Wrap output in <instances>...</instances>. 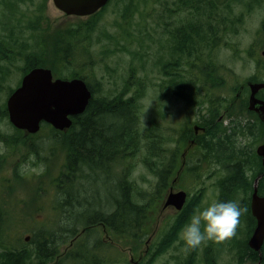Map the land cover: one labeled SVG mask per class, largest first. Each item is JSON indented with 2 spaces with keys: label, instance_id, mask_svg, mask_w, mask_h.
Listing matches in <instances>:
<instances>
[{
  "label": "rangeland",
  "instance_id": "rangeland-1",
  "mask_svg": "<svg viewBox=\"0 0 264 264\" xmlns=\"http://www.w3.org/2000/svg\"><path fill=\"white\" fill-rule=\"evenodd\" d=\"M233 1L230 2L232 10L226 11L228 24H235L233 27L230 26L231 32L226 31L222 35L219 45H204L205 48L200 46L198 53L189 57L175 50L176 44L171 43L173 38L171 33L177 32L185 22H192L196 29L201 31L203 28L208 30V27L203 26L202 14L198 15L194 12L190 15L175 9H173L175 12L170 11L169 7L172 6L170 3L166 5L156 0H111L97 15L77 17L66 15L54 5L53 0H27L19 8V20L11 23L19 27L17 31L19 40L17 43L14 42L17 50H22L23 54L13 61L0 62V65L10 69V75L7 81H4V87L0 91V107L7 104L11 94L8 89L14 90L20 85L27 62L26 56L35 41L39 40V35L35 34L34 38V31L28 28L32 22L35 23L34 27L38 29L41 37V45L47 52L48 60L45 65L53 70L55 77L72 78L69 75L73 71L82 72L80 76L85 77L98 100L114 99L121 94H123L122 97L129 98L139 92V85L134 84L135 80L142 82L140 86L143 91L140 100L141 123L144 128H156L159 136L169 140L163 155L165 161L169 162L172 153L181 157L182 153L188 152L190 136H187V140L182 136L188 135L186 131L191 129L194 131L195 125L203 126L206 122L212 121L215 115L212 116L211 111L214 108L217 111L215 107L217 105L220 111L216 114V119L229 109L227 120L222 125L229 128L228 133L238 142L236 145L239 147L243 145L242 147L247 148V151L253 149L256 151L264 143V137L256 142L255 139L241 136L243 133H235L232 127H235V123H238L240 127V125L248 124L252 126L255 123L257 125L260 121L254 112L252 114L250 111L251 115L247 109L248 95H243L242 101L237 103L234 100L240 86L258 73V65L263 64L264 67L262 54L264 52V0H242L241 3ZM39 16H43V19H40L38 25L35 21ZM86 24L95 26L90 39L84 40L83 45H80V42L77 43L79 46L76 47L73 57H70V62L64 61L60 55L58 57L59 39L73 28L83 27ZM199 25H202V28H197ZM213 30L215 31V26ZM38 43L37 48H39ZM203 57L206 60L210 58L211 60L208 61L220 66L216 73L212 68L211 91L203 87V91L206 94L210 93L213 97L211 102L205 100L203 93L195 96L198 104L195 106L189 105L188 101L178 96L167 97L163 94V86L167 84L168 78L162 72V65L176 59L179 66L190 72L192 67L199 68L202 65ZM131 73L134 74V78L133 76L131 78ZM260 74L264 82V70ZM215 76L217 88L213 85ZM0 132L8 136H18L17 145L13 150H10L0 139V155H6L5 163L0 166V207L4 214L0 231L3 230L4 235L0 234L2 237H7L6 239L13 246L20 247L23 243L29 244L34 232L39 231L45 222L58 221V214L54 210L57 205L55 189L54 186L51 187V183L63 168L65 154L61 149L49 148L52 142H50L47 128L37 135L31 136L25 133L18 135L8 117L0 119ZM260 135H263V132H260ZM189 155L187 167L182 168L183 161L179 160V173L168 181L172 185L176 179L173 185L174 192L186 191L189 194L188 202L196 196L201 197L196 210L211 200H218V182L225 176L226 170L224 167L215 166V159L198 146ZM143 157L140 154L138 158L132 159L131 162L136 165L132 172V179L151 200H154L160 177L158 172L148 168L142 162ZM99 185L102 186V182ZM40 186L45 189L44 192L42 191V198L37 196V189ZM106 187L109 190L106 191V196L111 200L110 194L114 193L115 186L110 183ZM169 188L161 192L162 199L158 200L152 208L148 223L151 235L143 244L137 246L139 248L132 247L130 244L124 246L125 243L121 237H117L102 226L98 227L100 240L113 246L111 247L113 249H110L108 245H104L99 253L107 264H149V261L151 264H185L192 253L195 256L193 264H208V260L212 264L257 263L252 262L249 256L241 263L235 249L236 243L238 244L245 236L244 222H240L237 226L235 236L219 242L207 241L193 250L185 248L179 234L178 239L168 250L156 255L154 252L165 236L167 225H170L178 213L174 206L167 208L163 206L170 192ZM242 197L240 195V198ZM109 206L107 209L110 211ZM28 236L30 239L26 241ZM70 241L61 245L63 253L71 250ZM66 264L73 263L67 261Z\"/></svg>",
  "mask_w": 264,
  "mask_h": 264
},
{
  "label": "trees",
  "instance_id": "trees-1",
  "mask_svg": "<svg viewBox=\"0 0 264 264\" xmlns=\"http://www.w3.org/2000/svg\"><path fill=\"white\" fill-rule=\"evenodd\" d=\"M156 1L163 2L166 5L170 3L173 8L172 6H166L170 8V11L175 12L177 10L190 15L196 12L198 15H203V26L208 27V30L203 28V31H201L196 29L192 22H185L182 23L177 32L171 33L174 38L171 39V43L176 44L175 50L189 57L196 55L200 50V46L205 48L204 45H219L221 41L219 39L222 35L226 31L227 33L231 32V27L235 26L234 23L229 25L226 21V11L232 10V3L230 2L233 0ZM241 1L234 0L233 2L241 3ZM26 2L27 0H0V62L3 60L13 61L23 54V51L17 50L15 46L19 27L11 23L19 20V8ZM40 19H43V16H39L35 21L38 25ZM34 26L35 23L31 22L28 28L34 31V38L35 34L39 35V40L35 41L31 51L29 50L30 52L26 56L27 62L23 69L24 75L35 67H46L45 62L48 60L47 52L41 45L39 31ZM213 26H215V31ZM94 27V25L86 24L83 27L73 28L66 33L64 37L59 39L57 44L59 45L57 56H61L64 61L68 60L70 62L69 59L73 57L76 47L79 44L83 45L84 40L90 39ZM197 28H202V25ZM37 42H39V48H37ZM208 60L211 59L206 60L203 57L202 65L199 68L192 67L190 72L179 66L176 59L162 65V72L168 78L166 84L168 87L163 86V94L167 97L178 96L188 101L189 105L195 106L197 104L195 96L203 93L202 96L205 100L211 102L213 97L210 93L206 94L203 87L205 86L207 90L211 91L212 68L215 69L216 73L220 66ZM262 65H258V73L249 80L262 82L260 74L264 70ZM193 68L197 69V72ZM132 73L131 78L134 75ZM81 74L82 72L73 71L69 76L85 79V77L80 76ZM9 75V67L0 65V91ZM135 82L134 84L139 85V92L129 98L122 97L123 94H121L114 99L104 98L98 100L93 96L86 111L75 118L72 127L66 132L58 131L51 125L43 126V129L47 128L49 131L50 142H52V147H48L51 150L58 147L65 154L63 168L57 179H53L54 182L51 183V187L54 186L55 189L57 205L54 210L58 214V221L45 222L39 231L34 232L30 243H23L20 247L13 246L11 242L0 235V264H66L67 261H71L73 264H107V261L101 258L99 253L104 245H108L110 249H113L111 248L113 246L104 244L99 240L100 238H97L98 227L100 226L107 231H111L117 237H121L123 243H125L124 246L130 244L132 247L139 248L137 246L143 244L150 237L148 223L151 219V210L157 201L162 199L161 192L170 186L168 180L180 171L179 159H177L180 157L172 153L173 158L171 157L169 162L168 160L165 161L163 155L166 152L165 147L168 146L169 140L159 136L156 128L143 127L141 123L142 106H140L143 95L140 87L142 82L139 80H135ZM213 85L215 88L218 87L216 86V76ZM12 91V88L8 89L9 93ZM92 91L94 94V90ZM260 95L264 98V90L261 91ZM218 111H220L218 108L217 111H215V108L212 109L211 115H215V118L210 121L212 126L206 127V124L203 125L206 127L204 133L196 136L191 129L186 131L188 134L186 137H182L187 139V136H190L189 140L196 141L198 147L209 153L212 158L219 162V165L225 166L226 174L218 182V200L232 199L238 201L242 207H246L247 211L240 217V222L246 224L245 236L242 241L236 243L235 249L241 263L244 262L247 256L250 257L252 262H258L259 253L250 249L248 240L256 226V219L251 212L252 191H254L255 180L264 174V166L254 149L247 151V148L236 145L237 140L228 133L229 128H223L220 124L217 126L218 128L216 127L217 129L215 128ZM4 118H8L5 105L0 107V119ZM235 124L232 130L235 133H243L241 135L243 137H250L255 139L256 142L259 141V138L264 137V123L261 121L252 126L248 124V126L240 125L239 127L238 123ZM260 132H263V135H260ZM16 133L20 135L23 132L16 130ZM0 139L10 150H13L17 145L18 136H8L0 132ZM53 145L57 146L54 147ZM140 154L144 156L142 162L148 168L158 172L157 174L160 177L159 192L157 191L154 200H151L148 194L142 191L136 181L132 179V172L136 165L131 161L138 158ZM5 160L6 155H0V166L5 163ZM105 174L106 176H104ZM194 175L196 174L194 173ZM101 182L102 186L99 185ZM110 183L115 186L114 193L110 194L112 196L111 200L106 196V191H109L106 185ZM258 188L260 194L264 195V177L260 180ZM42 191L44 192L45 189L41 186L38 187V198L43 197ZM240 195L243 197L240 198ZM196 197L195 200H190L180 214L172 220L164 238L156 247L157 249L154 252L156 255L168 250L178 239L181 229L200 203L201 197ZM108 205L111 207L110 211L107 209ZM1 209L0 207V229L4 215ZM0 233L2 234L3 230ZM80 233L84 235L79 237ZM69 240H71L72 248L67 253H63L61 245L67 244ZM194 257V253H192L185 264H193ZM207 263L212 264L210 260ZM262 263L264 264V247L262 249ZM149 264H151V261H149Z\"/></svg>",
  "mask_w": 264,
  "mask_h": 264
},
{
  "label": "water",
  "instance_id": "water-1",
  "mask_svg": "<svg viewBox=\"0 0 264 264\" xmlns=\"http://www.w3.org/2000/svg\"><path fill=\"white\" fill-rule=\"evenodd\" d=\"M109 1L53 0V3L68 16L88 17L104 8ZM262 54L264 56V52ZM245 87L251 90L249 110L255 111L264 122V100L257 97V94L264 89V83L247 81L240 87L239 95ZM92 97L93 92L84 79H55L51 69L36 67L23 76L21 84L9 95L6 106L11 124L25 132V135L39 133L44 123L66 132L72 127L73 118L86 111ZM199 129L200 127H195L196 132ZM257 154L263 159L264 165V144L257 148ZM262 177L264 174L258 177L254 184L251 212L256 219V226L248 241L249 247L259 253L257 264H262L264 246V196H260L258 188ZM187 197L188 194L185 191L171 190L164 208L174 206L181 211ZM29 239L30 237H27L26 241Z\"/></svg>",
  "mask_w": 264,
  "mask_h": 264
},
{
  "label": "clouds",
  "instance_id": "clouds-1",
  "mask_svg": "<svg viewBox=\"0 0 264 264\" xmlns=\"http://www.w3.org/2000/svg\"><path fill=\"white\" fill-rule=\"evenodd\" d=\"M246 207L232 199L211 200L197 208L185 223L180 238L186 249H195L207 241H224L235 236Z\"/></svg>",
  "mask_w": 264,
  "mask_h": 264
},
{
  "label": "flooded vegetation",
  "instance_id": "flooded-vegetation-1",
  "mask_svg": "<svg viewBox=\"0 0 264 264\" xmlns=\"http://www.w3.org/2000/svg\"><path fill=\"white\" fill-rule=\"evenodd\" d=\"M250 93H251V91H250V89H249V87H245L242 91H241V93H240V95H239V93H238V95L236 96V99L234 100V101H236V103L238 102V101H242V96L243 95H248V98H246L247 100H246V105H247V109H248V111H249V113H250V110H249V100H250ZM257 97L259 98V99H262V100H264V98H261V95H260V92L257 94ZM244 101V100H243ZM218 103V102H217ZM216 107V109L218 108V105L217 106H215ZM223 108H224V106H223ZM229 111V109H227V111L226 112H224L222 115H220L219 116V118L217 119V122H215V126L217 127L219 124L222 126V127H224L223 125H222V123H224L225 122V120H227V112ZM251 114V113H250ZM255 114V116L257 115L256 113H254ZM252 115V114H251ZM258 116V115H257ZM206 125V127L207 126H212L211 125V123L210 122H207V123H205ZM229 124V123H228ZM200 127V129H199V131L198 132H196V130H195V128H194V134L196 135V136H198L201 132H205V127L204 126H199ZM215 127V128H216ZM224 128H226V126L224 127ZM191 140V141H190ZM189 140V142H188V146H189V150H188V152H186V153H182V155H181V157L179 158V160H181L182 159V161H183V163L185 164L184 165V168H186L187 167V164H188V158H189V154H190V152H192L193 151V149L196 147V141H194L193 139H190ZM259 157V156H258ZM192 158V157H191ZM260 159H261V163H262V165H263V159L261 158V157H259ZM198 160V159H197ZM217 160L215 159V166H217V167H224L225 168V166L224 165H219V162H217ZM264 166V165H263ZM170 188V190H173V188H171V186H169ZM253 194V193H252ZM188 204V200H187V203L185 204V206ZM164 205V204H163ZM185 206H184V208H185ZM183 208V209H184ZM163 210H164V208H163ZM165 211V210H164ZM163 211V212H164ZM182 211V210H181ZM180 211V212H181ZM180 212H178L176 215H175V217L173 218V219H175L179 214H180ZM172 219V220H173ZM172 222V221H171ZM171 222H170V224H171ZM169 226L167 225V228H168Z\"/></svg>",
  "mask_w": 264,
  "mask_h": 264
},
{
  "label": "bare ground",
  "instance_id": "bare-ground-1",
  "mask_svg": "<svg viewBox=\"0 0 264 264\" xmlns=\"http://www.w3.org/2000/svg\"><path fill=\"white\" fill-rule=\"evenodd\" d=\"M259 34H260V33H259ZM10 37H11V36H10ZM11 38H12V37H11ZM8 39H9V38H8ZM12 39H13V38H12ZM10 40H11V39H10ZM17 40H18V39H17ZM17 40H16V41H17ZM11 42H12V41H11ZM8 43H9V42H8ZM20 43H21V42H19V44H20ZM260 43H261V42H260ZM24 44H25V43H24ZM261 44H262V43H261ZM263 44H264V43H263ZM263 44H262V45H263ZM21 45H22V44H21ZM25 45H26V44H25ZM25 45H24V46H25ZM8 46H9V45H8ZM17 46H18V45H17ZM10 47H11V45H10ZM27 47H28V46H27ZM13 48H14V47H13ZM2 50H3V49H2ZM3 53H4V51H3ZM64 53H65V52H64ZM261 59H262V58H261ZM6 62H7V61H6ZM86 62H87V61H86ZM9 63H10V62H9ZM93 63H94V62H93ZM83 64H84V63H83ZM85 64H86V63H85ZM85 66H87V65H85ZM82 67H83V66H82ZM90 68H91V67H90ZM20 73H21V72H20ZM23 75H24V74H23ZM259 83H264V82H259ZM92 84H93V83H92ZM249 89H250V88H249ZM262 90H264V89H262ZM262 90H261V91H262ZM136 91H137V90H136ZM250 91H251V90H250ZM214 98H215V97H214ZM261 98H262V97H261ZM101 100H102V99H101ZM103 101H104V100H103ZM214 101H215V100H214ZM97 107H98V106H97ZM118 107H119V106H118ZM251 112L256 113L255 111H252V110H251ZM251 112H250V113H251ZM256 114H257V113H256ZM257 115H258V114H257ZM77 117H78V116H77ZM258 117H259V115H258ZM75 118H76V117H75ZM75 118H73V120H75ZM259 119H260V118H259ZM260 121L262 122L261 119H260ZM251 124H252V123H251ZM255 124H256V123H255ZM255 124H253V125H255ZM44 125H50V124L44 123L43 126H44ZM51 126H52V125H51ZM247 126H248V125H247ZM52 127H53V126H52ZM158 127H159V126H158ZM215 127H216V126H215ZM256 127H257V126H256ZM53 128H54V127H53ZM205 128H206V127H205ZM217 128H218V127H217ZM217 128H216V129H217ZM223 128H224V127H223ZM54 129H55V128H54ZM56 130H57V129H56ZM208 130H209V129H208ZM253 130H254V129H253ZM58 131H59V130H58ZM210 131H211V130H210ZM61 132H64V131H61ZM225 133H226V132H225ZM251 134H252V133H251ZM220 137H221V136H220ZM182 138H183V137H182ZM186 140H187V139H186ZM252 140H253V139H252ZM210 141H211V140H210ZM207 143H208V142H207ZM237 143H238V142H237ZM263 144H264V143H263ZM206 145H207V144H206ZM240 146H241V145H240ZM242 146H243V145H242ZM196 147H197V146H196ZM209 147H210V146H209ZM56 149H58V148H56ZM176 149H177V148H176ZM238 149H239V148H238ZM163 150H164V149H163ZM248 151H249V150H248ZM144 152H145V151H144ZM179 154H180V153H179ZM254 154H255V153H254ZM173 155H174V154H173ZM238 155H239V154H238ZM252 155H253V154H252ZM123 156H124V155H123ZM179 156H180V155H179ZM179 156H178V157H179ZM194 156H195V155H194ZM214 156H215V155H214ZM140 157H141V156H140ZM172 158H173V157H172ZM177 159H179V158H177ZM199 159H200V158H199ZM64 161H65V160H64ZM176 161H177V160H176ZM199 161H200V160H199ZM256 162H257V161H256ZM216 163H217V162H216ZM176 164H177V163H176ZM178 164H179V163H178ZM187 165H188V164H187ZM259 165H260V164H259ZM179 166H180V165H179ZM179 166H178V167H179ZM192 166H193V165H192ZM165 167H166V166H165ZM176 167H177V166H176ZM128 168H129V167H128ZM194 168H195V167H194ZM242 168H243V167H242ZM261 168H262V167H261ZM86 169H87V168H86ZM120 169H121V168H120ZM129 170H130V169H129ZM176 170H177V169H176ZM261 170H262V169H261ZM1 171H2V170H1ZM72 171H73V170H72ZM250 171H251V170H250ZM262 171H263V170H262ZM111 172H112V171H111ZM116 172H117V170H116ZM186 172H187V171H186ZM171 173H172V172H171ZM100 174H102V173L100 172ZM114 174H115V173H114ZM169 174H170V173H169ZM210 174H212V173H210ZM2 175H3V174H2ZM71 176H72V175H71ZM112 176H115V175H112ZM2 177H3V176H2ZM180 178H181V177H180ZM226 178H228V177H226ZM52 179H53V178H52ZM56 179H57V178H56ZM220 179H221V178H220ZM3 180H4V179H3ZM34 180H35V179H34ZM46 180H47V179H46ZM107 180H108V179H107ZM60 181H61V180H60ZM190 181H191V180H190ZM53 182H54V181H53ZM84 182H85V181H84ZM7 183H8V182H7ZM7 183H6V184H7ZM34 183H35V182H34ZM106 183H107V182H106ZM106 183H105V184H106ZM53 184H54V183H53ZM69 184H70V183H69ZM96 184H97V183H96ZM99 184H100V183H99ZM181 184H182V183H181ZM4 185H5V183H4ZM109 185H110V184H109ZM184 186H185V185H184ZM219 186H221V185H219ZM249 186H250V185H249ZM262 186H263V185H262ZM2 187H3V186H2ZM247 187H248V186H247ZM251 187H252V186H251ZM190 188H192V187H190ZM193 188H194V187H193ZM262 188H263V187H262ZM260 189H261V188H260ZM252 192H253V191H252ZM53 194H54V193H53ZM246 194H247V192H246ZM99 196H100V195H99ZM102 196H103V195H102ZM220 196H221V195H220ZM55 197H56V196H55ZM55 199H56V198H55ZM199 199H200V198H199ZM243 199H244V198H243ZM249 199H250V198H249ZM91 200H92V199H91ZM94 200H95V199H94ZM194 200H195V199H194ZM241 201H242V200H241ZM148 203H150V202H148ZM108 206H109V205H108ZM82 207H83V206H82ZM28 208H29V207H28ZM36 209H37V208H36ZM83 212H84V211H83ZM111 212H112V211H111ZM145 216H146V215H145ZM152 216H153V215H152ZM252 216H253V215H252ZM143 222H144V221H143ZM141 224H142V223H141ZM167 224H169V223H167ZM58 225H60V224H58ZM58 225H57V226H58ZM61 225H62V224H61ZM81 225H82V224H81ZM123 225H125V224H123ZM73 226H74V225H73ZM69 227H70V226H69ZM104 227H105V226H104ZM62 228H63V227H62ZM54 229H55V228H54ZM72 229H73V228H72ZM165 229H166V227H165ZM55 230H56V229H55ZM61 230H62V229H61ZM68 230H69V229H68ZM253 230H254V229H253ZM92 232H93V231H92ZM248 232H249V231H248ZM7 233H8V232H7ZM158 233H159V232H158ZM174 233H175V232H174ZM12 234H13V233H12ZM162 234H163V233H162ZM0 235H1V234H0ZM2 235H4V234H2ZM10 235H11V234H10ZM82 235H83V233L79 234V237L82 236ZM248 235H249V234H248ZM5 236H6V232H5ZM145 236H146V235H145ZM3 237H4V236H3ZM28 237H29V236H28ZM79 237H78V238H79ZM154 237H155V236H154ZM6 238H7V237H6ZM98 238H99V237H98ZM124 238H125V237H124ZM249 238H250V237H249ZM161 239H162V238H161ZM99 240H100V239H99ZM151 241H153V240L151 239ZM241 241H242V240H241ZM246 241H247V240H246ZM246 241H245V242H246ZM245 242H244V243H245ZM106 243H107V242H106ZM235 243H236V242H235ZM104 244H105V243H104ZM137 245H138V244H137ZM239 245H240V244H239ZM176 247H177V246H176ZM114 248H115V247H114ZM135 248H136V247H135ZM150 250H151V249H150ZM192 250H193V249H192ZM246 251H247V250H246ZM209 252H210V251H209ZM211 253H212V252H211ZM207 254H208V253H207ZM150 255H151V254H150ZM212 255H213V254H212ZM190 256H191V255H190ZM212 257H213V256H212ZM148 259H149V258H148ZM190 259H191V258H190ZM262 264H263V263H262Z\"/></svg>",
  "mask_w": 264,
  "mask_h": 264
}]
</instances>
